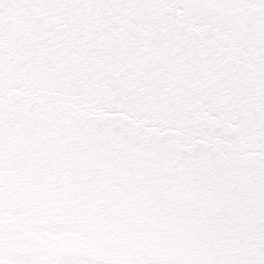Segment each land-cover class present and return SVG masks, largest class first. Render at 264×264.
<instances>
[{
  "label": "snow or ice",
  "instance_id": "obj_1",
  "mask_svg": "<svg viewBox=\"0 0 264 264\" xmlns=\"http://www.w3.org/2000/svg\"><path fill=\"white\" fill-rule=\"evenodd\" d=\"M0 264H264V0H0Z\"/></svg>",
  "mask_w": 264,
  "mask_h": 264
}]
</instances>
